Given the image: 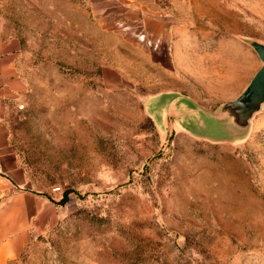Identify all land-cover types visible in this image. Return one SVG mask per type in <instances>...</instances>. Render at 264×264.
Returning <instances> with one entry per match:
<instances>
[{"label":"rangeland","instance_id":"374dc122","mask_svg":"<svg viewBox=\"0 0 264 264\" xmlns=\"http://www.w3.org/2000/svg\"><path fill=\"white\" fill-rule=\"evenodd\" d=\"M0 29L23 52L7 124L25 186L64 207L16 264H264V105L227 142L197 136L203 114L160 133L145 109L237 98L264 0H0Z\"/></svg>","mask_w":264,"mask_h":264},{"label":"crops","instance_id":"0c3cea01","mask_svg":"<svg viewBox=\"0 0 264 264\" xmlns=\"http://www.w3.org/2000/svg\"><path fill=\"white\" fill-rule=\"evenodd\" d=\"M22 60L20 41L4 36L0 29V264H16L34 240L56 227L64 213L57 197L26 188L25 174L11 141L8 116L27 90ZM162 97L167 98L169 106L163 111V124H157L161 132L170 117L177 119L174 130L183 131L178 121L185 116L186 102L201 106L182 90H165L147 96L146 112H151ZM148 116L157 121L155 112Z\"/></svg>","mask_w":264,"mask_h":264},{"label":"water","instance_id":"95a60500","mask_svg":"<svg viewBox=\"0 0 264 264\" xmlns=\"http://www.w3.org/2000/svg\"><path fill=\"white\" fill-rule=\"evenodd\" d=\"M248 45L253 49L258 59L261 61L262 66L256 72L246 89L237 98L225 103L214 113L207 111L195 103L186 102L183 108V114H185V116L180 117L178 121L182 126L183 131L179 132L193 134L183 125V123L186 118L191 115L203 114L208 120H210L209 125L212 133L197 136L209 137L217 139L218 141L227 142L234 139H241L249 133L253 118L262 110L264 105V44L252 40L248 41ZM161 100H163V103L159 104ZM168 106L169 101H167L166 97H162L152 107V111L158 116L155 117L157 121L153 119L156 126L157 124L159 126L163 124L162 114ZM152 111H147L146 113L151 115ZM158 130L160 133H164L161 132L159 128ZM162 130H165L164 126H162Z\"/></svg>","mask_w":264,"mask_h":264},{"label":"trees","instance_id":"16d2710c","mask_svg":"<svg viewBox=\"0 0 264 264\" xmlns=\"http://www.w3.org/2000/svg\"><path fill=\"white\" fill-rule=\"evenodd\" d=\"M59 204L61 205L62 203H61V202H59Z\"/></svg>","mask_w":264,"mask_h":264}]
</instances>
